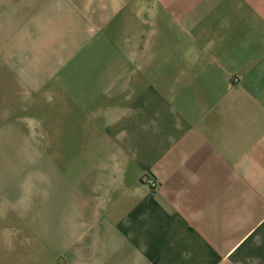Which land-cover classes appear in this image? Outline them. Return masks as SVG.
<instances>
[{
    "label": "crops",
    "instance_id": "obj_1",
    "mask_svg": "<svg viewBox=\"0 0 264 264\" xmlns=\"http://www.w3.org/2000/svg\"><path fill=\"white\" fill-rule=\"evenodd\" d=\"M0 264H264V0H0Z\"/></svg>",
    "mask_w": 264,
    "mask_h": 264
},
{
    "label": "rangeland",
    "instance_id": "obj_2",
    "mask_svg": "<svg viewBox=\"0 0 264 264\" xmlns=\"http://www.w3.org/2000/svg\"><path fill=\"white\" fill-rule=\"evenodd\" d=\"M40 138V137H39ZM37 137H35V139H39ZM25 147V146H24ZM28 148H29V145H28ZM33 150H34V154L35 156L37 155H41V151H42V143L41 141H35L33 143ZM51 151H54L53 153H56L57 152V148H53V149H50ZM50 161L52 162V164L55 165L56 169H58L59 167V163H60V160L59 158L56 156V154L50 159ZM18 164L19 165H24V166H30L33 168L34 172H38V168H42L43 165H45V160L42 159V158H38V157H35L33 159H18Z\"/></svg>",
    "mask_w": 264,
    "mask_h": 264
},
{
    "label": "built area",
    "instance_id": "obj_3",
    "mask_svg": "<svg viewBox=\"0 0 264 264\" xmlns=\"http://www.w3.org/2000/svg\"><path fill=\"white\" fill-rule=\"evenodd\" d=\"M146 182L152 189H156L157 188V182L155 180L148 179Z\"/></svg>",
    "mask_w": 264,
    "mask_h": 264
}]
</instances>
